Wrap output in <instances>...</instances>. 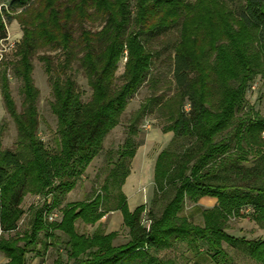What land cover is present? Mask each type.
Listing matches in <instances>:
<instances>
[{"label": "trees", "instance_id": "trees-1", "mask_svg": "<svg viewBox=\"0 0 264 264\" xmlns=\"http://www.w3.org/2000/svg\"><path fill=\"white\" fill-rule=\"evenodd\" d=\"M231 1L11 0L8 10L0 7V43L6 38L5 20L17 21L22 30L14 71L23 85L18 112L6 68L0 71V94L17 135L15 151L3 150L0 131L4 264H27L40 235L47 251L56 232L67 238L66 261L57 257L53 264H176L158 254L180 244L194 259L206 258L210 264H233L230 248H240L255 264H264V238L247 240L225 232L228 222L238 218H247L264 231V118L249 105L255 80L264 85V0H245L237 13L231 10ZM93 16L102 21L101 28L83 29ZM75 25L80 27L76 38ZM174 26H179L171 65L174 93L166 100L149 97L140 105L115 152L116 162L109 161L118 192L116 210L129 240L115 246L116 232L79 234L74 224L78 220L94 226L112 211L103 208L106 198L96 195L90 201L62 203L101 153L128 101L148 82L154 54L144 39ZM44 48L62 53L57 65L48 56L40 58L50 77L51 112L56 118L52 149L38 139L39 92L32 79L31 59ZM121 60L125 62L117 85ZM77 61L91 90L87 102L67 75ZM154 109L168 122L162 133H171L172 140L153 164V193L157 198L171 190L173 196L159 217L152 209L147 212L150 224L145 227L146 206L130 210L122 187L130 174L124 162L136 153L132 140L136 123ZM180 141L185 143L177 152L173 145ZM254 155L253 165L245 167ZM28 195L40 198L42 204L32 209L28 231L18 233L25 214L21 204ZM205 198L215 199L216 205L196 206ZM187 201L195 205L202 225L182 215ZM57 211L60 218L49 221Z\"/></svg>", "mask_w": 264, "mask_h": 264}, {"label": "rangeland", "instance_id": "rangeland-1", "mask_svg": "<svg viewBox=\"0 0 264 264\" xmlns=\"http://www.w3.org/2000/svg\"><path fill=\"white\" fill-rule=\"evenodd\" d=\"M188 3H193L195 0H184ZM11 0H2L0 7H4L8 10ZM245 0H233L229 2L231 10L237 13L239 9L244 5ZM91 22H86L82 25V28L91 32L98 31L102 24V21L96 16H93ZM5 22L6 38L0 43V71L6 68L9 88L12 96V100L16 105L18 112L22 110L23 95L21 92L22 82L16 77L14 71V65L18 57L15 56L16 45L22 38V30L17 21L12 20ZM80 27L74 26L76 30L74 37L79 36ZM179 39V26H174L163 32L160 35H156L153 38H145V45L147 50L154 54V63L152 69L149 72L148 82H145L138 92L128 101L125 112L120 118L119 125L113 129L105 138L103 143V149L101 153L92 161L85 173L78 180L77 185L73 191L69 193L64 199L62 206L67 203H76L90 201L96 195H102L106 198L103 208L112 210L106 214L96 225H85L81 221H77L75 224L76 230L79 234L87 236L92 235L96 230H99L105 234L116 232L117 237L113 241V245L118 246L125 244L129 237L128 230L122 225V218L119 211L116 210L118 205L117 188L116 184L110 177V170L113 168L112 163L117 160L115 152L121 148L127 137V132L131 124V120L135 114L149 97H159L166 100L170 98L174 93V87L172 85V58L174 54V47L178 43ZM82 54L78 55V58ZM42 56H48L52 59L54 65H57L62 60V53L53 48H44L39 50L36 55L31 59L33 66L32 79L34 86L39 92L37 98L36 108L38 113V139L42 141L47 149H52L54 146V138L56 137V118L51 112V102H53V96L51 93V84L49 76L46 74L44 65L40 61ZM125 60H121L116 72V84L120 85V78L123 72ZM68 77L74 80L82 92V101L87 102L91 96V90L89 89L82 68L79 62H75L73 68L67 73ZM256 89L253 90L250 98V104L254 111L258 112L260 116L264 118V85L257 78L255 80ZM165 118L162 117L156 109L152 112L142 116L138 123H136L137 135L132 138L136 153L135 157L124 162L125 168L130 171L129 176L125 179L126 187L122 192L125 194L128 202V208L133 210L137 206H146V212L142 215V224L145 227H149L147 212L152 209L155 216L159 217L164 206L172 198L173 192L168 190L161 197H154V184H153V168L155 160L158 154L167 148L172 140V134L162 133V128L165 127L168 122H165ZM0 131H2V149L15 151L16 144V128L14 122L7 114L3 100L0 94ZM185 142H177L173 145L175 151H179ZM254 156H250V161L244 163L245 167H251L253 165ZM112 161V163H109ZM143 161H148L150 164V176L146 184L142 182L140 175V167ZM124 184V185H125ZM212 200L202 199L196 206L201 209L210 208ZM42 201L40 198L28 195L24 198L21 208L25 211V214L21 218L17 229L18 233L28 231L29 224L32 218V209L40 206ZM182 215L186 216L196 225H202V217L195 210V205L186 202L184 205ZM57 216L60 218L61 214L57 211ZM227 234L235 238H245L247 240L262 239L264 238V231L259 229L253 222L247 218L231 219L228 222ZM14 236V233L9 234ZM43 235H40L39 242L36 244L34 250L28 255L27 264L36 260L37 264H53L57 257H60L63 261H66V236L59 232L55 233V238L51 242V246L47 251H44ZM185 244H180L174 249L160 252L158 258L163 260H172L176 264H184L185 260H191L200 262V264H210L209 260L201 257L194 259V254L190 252ZM233 259V264H255L242 249H228L227 250ZM38 253V254H37ZM1 258H5L0 255Z\"/></svg>", "mask_w": 264, "mask_h": 264}, {"label": "bare ground", "instance_id": "bare-ground-1", "mask_svg": "<svg viewBox=\"0 0 264 264\" xmlns=\"http://www.w3.org/2000/svg\"><path fill=\"white\" fill-rule=\"evenodd\" d=\"M140 175H141V179L142 182L144 184H146L149 180V176H150V164L148 161H143L142 166L140 167Z\"/></svg>", "mask_w": 264, "mask_h": 264}, {"label": "crops", "instance_id": "crops-1", "mask_svg": "<svg viewBox=\"0 0 264 264\" xmlns=\"http://www.w3.org/2000/svg\"><path fill=\"white\" fill-rule=\"evenodd\" d=\"M125 187H126V184L124 185V187H123V189H125ZM207 200H212L213 202H212V206L210 207V208H212L213 206H215L216 205V200L215 199H209V198H206ZM1 255V254H0ZM6 259L5 258H1V256H0V264H4V263H6ZM30 264H37V262H36V260H34V261H32Z\"/></svg>", "mask_w": 264, "mask_h": 264}, {"label": "built area", "instance_id": "built-area-1", "mask_svg": "<svg viewBox=\"0 0 264 264\" xmlns=\"http://www.w3.org/2000/svg\"><path fill=\"white\" fill-rule=\"evenodd\" d=\"M254 89H255V88L252 87V90H254ZM56 219H58V216H57L56 213L50 214L49 217H48V220H49V221H53V220H56Z\"/></svg>", "mask_w": 264, "mask_h": 264}]
</instances>
